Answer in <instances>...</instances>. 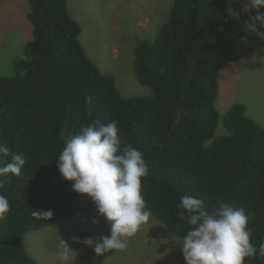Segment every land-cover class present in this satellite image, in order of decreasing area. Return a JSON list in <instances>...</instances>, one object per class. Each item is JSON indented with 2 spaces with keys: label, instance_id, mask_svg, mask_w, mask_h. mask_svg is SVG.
Instances as JSON below:
<instances>
[{
  "label": "trees",
  "instance_id": "1",
  "mask_svg": "<svg viewBox=\"0 0 264 264\" xmlns=\"http://www.w3.org/2000/svg\"><path fill=\"white\" fill-rule=\"evenodd\" d=\"M30 6L32 39L13 76L0 77V145L26 159L22 174L3 178L0 188L10 202L0 220V264H39L26 248L28 233L96 209L57 164L62 136L97 120L117 122L121 150L143 153L146 207L171 232L186 233L178 205L191 195L208 209L222 202L243 208L258 249L264 242V127L242 103L223 117L216 108L221 72L264 48V36L248 30L256 10L233 16L228 0H175L156 38L134 49L135 74L153 94L124 98L115 78L89 58L68 0H31ZM220 127L226 134L217 135ZM34 210L53 215L34 216ZM246 264H264V257L257 253Z\"/></svg>",
  "mask_w": 264,
  "mask_h": 264
},
{
  "label": "rangeland",
  "instance_id": "2",
  "mask_svg": "<svg viewBox=\"0 0 264 264\" xmlns=\"http://www.w3.org/2000/svg\"><path fill=\"white\" fill-rule=\"evenodd\" d=\"M30 1L0 0V77L13 76L16 58L24 54L32 39ZM174 1L68 0L69 12L82 28L80 40L89 58L115 78L124 98L153 94L135 74L134 49L156 38L159 28L169 20ZM249 10L250 0H228V12L233 16ZM236 103L244 104L248 115L264 127V48L221 72L216 103L219 114L223 117ZM223 134L226 132L220 127L217 135ZM110 234L108 221L96 208L28 233L25 245L39 264H60L61 240L72 250L71 264H186L179 241L172 239L178 236L152 214L149 222L128 238L125 250L97 256L92 247L80 242Z\"/></svg>",
  "mask_w": 264,
  "mask_h": 264
},
{
  "label": "clouds",
  "instance_id": "3",
  "mask_svg": "<svg viewBox=\"0 0 264 264\" xmlns=\"http://www.w3.org/2000/svg\"><path fill=\"white\" fill-rule=\"evenodd\" d=\"M255 16H249L248 30L264 36L258 25L264 27V0H250ZM248 6L245 5L247 10ZM64 147L58 155L57 167L67 181L74 182L73 190L86 195L95 203L98 213L110 225V235L80 241L92 247L97 256L127 248L142 225L149 222L151 212L146 207L142 180L149 175L148 163L143 153L127 146L121 150L117 122L101 123L99 120L83 127L70 137H63ZM26 165L23 154L12 152L0 145V188L3 178L18 177ZM178 218L187 226L178 240L186 264H246L257 253L264 257V242L259 248L251 242L250 217L243 208L230 203H220L208 209L204 200L185 195L178 205ZM10 212L7 196L0 194V220ZM33 215L51 218L49 211H33ZM96 223V221H93ZM73 240H78L73 237ZM58 251L60 264H71L72 250L61 240Z\"/></svg>",
  "mask_w": 264,
  "mask_h": 264
}]
</instances>
